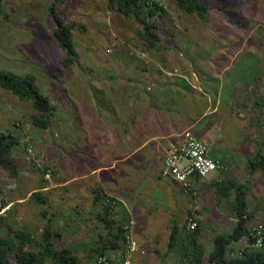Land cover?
<instances>
[{"label": "rangeland", "instance_id": "374dc122", "mask_svg": "<svg viewBox=\"0 0 264 264\" xmlns=\"http://www.w3.org/2000/svg\"><path fill=\"white\" fill-rule=\"evenodd\" d=\"M54 1L65 20L76 25L73 32L76 62L69 66L61 62L64 51L53 33L55 21L49 6ZM159 1L167 11L163 18L153 17L160 38L151 47L142 37L143 27L136 17L112 11L107 0H4L6 17L0 18V68L21 75L35 74L56 108L50 126L38 127L32 118L35 110L31 100L0 86L1 130L11 131L17 137L19 144L14 148V156L21 169L20 175L12 178L0 167V207H5L1 214L4 217L1 236L11 229H25L41 239L46 227L51 226V231L59 233L57 247L68 246L82 264H90L88 250L98 243L99 235L105 236L107 228L98 219L99 205L94 203L96 178L92 168H88V141L92 140L91 154L98 145L101 151L107 150L110 124L115 120L111 114L112 101L132 100L130 94L138 84L162 76L167 78L170 72L187 75L199 72V79L203 80V75L212 70V63L214 70L221 69L216 64L223 52L228 53L225 64L230 63V69L224 73L220 70V76L225 77L217 83L219 91L224 100H232V116L250 117L245 121V133L223 137L229 142L251 139L241 153L245 154L244 162L252 158L250 154L255 151L251 141L264 135V0H201L209 6L207 22L197 12L182 10L177 0ZM81 26L83 29L78 28ZM195 96L200 98L197 93ZM212 118L213 115L206 118L204 124ZM248 134L258 137L252 139ZM93 159L99 162L98 157ZM147 159L134 163L136 159L132 157L120 167V173L110 170L103 175L116 178L118 192L131 197L136 222L134 239L142 242L143 235L152 234L153 239L159 234L155 237L157 243H141L146 254L134 253L133 261L137 255L141 264H173L181 256L177 250L166 256L174 222L169 218L173 206L167 201L170 194L164 195L166 188L158 186L161 181L148 176ZM159 173L153 171L154 175ZM215 174L218 175L212 173L208 178ZM261 176L259 179V174L248 171L242 177H247L243 188L249 187V226L264 221V172ZM236 187L232 186L229 197L217 199L215 190L201 196L198 240L204 249V264H209L217 238L230 233L239 223L233 205ZM172 191L177 192L174 185ZM37 192L44 200H38ZM115 208L113 215L120 220L116 215L120 214L119 202ZM184 220L181 215L177 221L184 227L187 219ZM247 243L246 237L232 242L226 257H241ZM191 250L193 247L189 257L193 264L195 257ZM107 254L120 253L109 250ZM10 258L11 264H18L12 254Z\"/></svg>", "mask_w": 264, "mask_h": 264}, {"label": "crops", "instance_id": "0c3cea01", "mask_svg": "<svg viewBox=\"0 0 264 264\" xmlns=\"http://www.w3.org/2000/svg\"><path fill=\"white\" fill-rule=\"evenodd\" d=\"M215 42L217 43L218 40ZM227 54L223 52L220 56L221 61H217L216 66L221 67L219 71L217 70L218 73L214 70L212 65L214 63H212V70L207 71L205 75L202 74L203 80L199 79V72H193L192 75H187L188 73L186 72H170L167 78L162 76L153 82L140 84L134 82V84L140 86H137L136 90L131 92L130 96L133 95L132 100H127L126 102L112 101L111 114L115 120L113 124H110L107 150L101 151L102 147L98 145L94 150L96 154L93 156L94 151H92V154L89 153L92 140L88 141L89 151L87 155H90V157L87 162L89 164L88 168H92V174L96 178V188L93 189V192L96 195L94 203L99 205L98 214L108 204L110 198H115L120 206V209H118L120 214L116 215L123 220L131 216L134 220L133 233L136 236L134 231L136 227L135 210L130 204L131 197L125 195L123 191L119 193L118 180L114 177H106L107 174L103 175V173L111 170L118 174L121 172L120 167L124 164L126 165L130 158L134 157L136 159L134 163H136L141 158L147 159L146 157H148V176L150 179L158 178L161 181L158 182V186L166 188L167 193L164 195L170 194V199L167 201L173 206L169 218L174 221L173 223H177L182 227L177 220L181 215L185 216V220L187 219V215L192 209L193 199L182 190L180 192V184L173 177H164L161 172L169 142L175 140L185 130H190L197 137L206 140L212 157L222 159L230 164V172L226 175L225 180L233 182L232 186L245 187L242 183L247 177L246 179L242 177H245L248 171L251 174H259V179L262 177L264 163L262 167L258 166L253 168V170L250 168V163L257 155L264 154V135L258 137L248 134L249 138L258 137V139L251 141L250 146L255 153L253 155L250 154L252 158L246 162L242 159L245 154L241 152L245 147L244 145H247L251 139L245 138L239 142H229L225 138L236 135L239 132L241 134L245 133V124H247L245 121L250 118L248 115L232 116V100L229 98L224 100V95L219 91L220 86H217L219 79L221 83L225 77L220 76V70L224 73L230 69V63L225 64L226 58H228ZM173 79L174 82L172 83ZM196 93L199 94L200 98L195 96ZM127 99H129V95ZM211 115H213V118L211 120L208 119V123L204 124L205 119ZM260 120L262 119L260 118ZM230 130L232 131L229 132ZM82 152L84 153V151ZM94 157H98L99 162H96L93 159ZM108 157L110 161H108ZM154 170L158 173L160 171V173L154 175ZM208 177L198 182L197 188L200 198L202 195L214 192V190L216 193L214 184L219 174H215L211 179ZM234 178L242 179V181H235ZM239 183L242 185H239ZM173 185L177 191L176 193L172 191ZM237 187L235 188V194ZM223 197H229V195ZM167 214L164 213L162 215L166 216ZM80 219H83V216L80 215ZM173 223L171 222L172 226ZM151 235H143L142 242L157 243L158 241H156L155 237L156 235L159 236V234L156 233L153 239ZM142 242H139L140 245ZM120 245L116 248H110L112 251H119V255L113 256L116 259H120L124 251V242L122 241ZM141 262V257L135 255L133 264H141Z\"/></svg>", "mask_w": 264, "mask_h": 264}, {"label": "trees", "instance_id": "16d2710c", "mask_svg": "<svg viewBox=\"0 0 264 264\" xmlns=\"http://www.w3.org/2000/svg\"><path fill=\"white\" fill-rule=\"evenodd\" d=\"M108 6L112 11L122 13L126 16L134 15L143 27L142 37L151 47L156 46L159 41V33L156 21L153 17H165L166 7L159 0H107ZM178 6L185 12H197L202 21H208L209 6L201 0H177ZM4 0H0V18L6 17ZM49 12L55 21L53 33L58 41L60 48L64 51L61 62L65 66L76 62L77 49L73 36L76 29L74 23L67 22L60 14L56 1L49 6ZM83 29L82 26L78 27ZM0 86L12 91L22 99H29L35 110L32 113L34 124L38 127L47 129L50 124V117L55 110V105L47 96L37 82L35 74H16L12 71L0 68ZM19 144L17 137L11 131H2L0 124V167L9 172L12 178L20 175L21 169L14 156V148ZM210 153V152H209ZM264 163V154H259L250 163V168L262 167ZM233 182L223 179L221 182L216 180L217 199L228 196L232 189ZM40 192V191H39ZM37 192L35 195L38 200H44L42 194ZM249 188L237 187L235 211L239 217V223L230 233L220 235L215 241V246L209 256V264H264V245L258 249H252L247 246L241 257H226L229 244L239 242L243 237L247 238L249 230V220L251 217L249 206ZM110 198L99 212L98 219L107 228L105 236L99 235L98 243L93 244L89 250L90 264L93 260L102 254H107L110 248L121 246L124 241V235L121 227V221L115 219L113 215L114 206ZM117 201V200H116ZM4 223V217L0 216V225ZM59 233L51 231V226H47L41 239H36L33 233L25 229H11L5 236L0 235V264H11L10 255L12 254L18 264H82L80 257L68 246L57 247L56 238ZM201 236L200 224L197 228L190 230L187 224L180 227L173 223L169 236L168 250L166 256L171 251L177 250L180 258L173 264H191L190 248L195 260L193 264H204V249L200 246L199 237ZM38 248V249H37Z\"/></svg>", "mask_w": 264, "mask_h": 264}, {"label": "built area", "instance_id": "2783aa9c", "mask_svg": "<svg viewBox=\"0 0 264 264\" xmlns=\"http://www.w3.org/2000/svg\"><path fill=\"white\" fill-rule=\"evenodd\" d=\"M209 152L206 140L197 137L190 130H185L175 140L169 142L164 158L162 176L173 177L180 184V189L193 199L192 209L187 217V227L190 230L197 228L201 220L198 212V204L201 202L197 188L198 182L212 173H218L217 181L221 182L230 172L229 163L212 157ZM110 204L115 208L118 201L113 199ZM4 208L3 206L0 209V216ZM121 227L126 245L122 257L116 259L108 254H102L97 256L92 264H133L134 253L146 254V250L134 239V220L127 219L121 223ZM247 242V246L252 249H258L264 245V221H259L249 227Z\"/></svg>", "mask_w": 264, "mask_h": 264}]
</instances>
